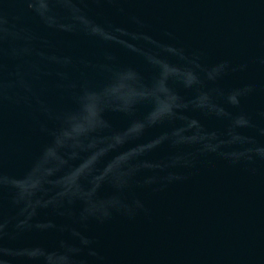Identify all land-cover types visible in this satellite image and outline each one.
<instances>
[{
	"label": "water",
	"instance_id": "95a60500",
	"mask_svg": "<svg viewBox=\"0 0 264 264\" xmlns=\"http://www.w3.org/2000/svg\"><path fill=\"white\" fill-rule=\"evenodd\" d=\"M0 264H264V0H0Z\"/></svg>",
	"mask_w": 264,
	"mask_h": 264
}]
</instances>
